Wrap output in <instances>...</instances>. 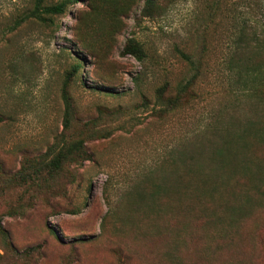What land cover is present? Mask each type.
Segmentation results:
<instances>
[{
    "label": "rangeland",
    "instance_id": "rangeland-1",
    "mask_svg": "<svg viewBox=\"0 0 264 264\" xmlns=\"http://www.w3.org/2000/svg\"><path fill=\"white\" fill-rule=\"evenodd\" d=\"M145 2L116 0V10L113 0H73L40 17L35 0H0V264H264V205L226 243L195 222L177 263L163 256L164 237L118 213L133 186L169 169L176 148L251 114L246 78L229 59L242 29L264 24V0H160L150 14ZM130 38L144 46L142 60L124 53ZM186 55L200 63L193 95L161 112L157 89L173 91L194 72ZM66 98L71 132L95 131L91 158L49 183L31 180L63 132Z\"/></svg>",
    "mask_w": 264,
    "mask_h": 264
},
{
    "label": "trees",
    "instance_id": "trees-1",
    "mask_svg": "<svg viewBox=\"0 0 264 264\" xmlns=\"http://www.w3.org/2000/svg\"><path fill=\"white\" fill-rule=\"evenodd\" d=\"M45 1L35 0L40 17L41 12L63 14L67 5L73 3V0H62L44 6ZM113 2L117 10L116 0ZM128 2L125 0V8ZM161 5L160 0H146L144 11L150 14V9ZM110 6L114 12V6ZM261 27L249 33L242 29L240 44L229 59L239 76L246 78L243 93L250 102L251 114L244 120L234 118V125L213 123L210 129L195 135L197 140L193 147L187 143L176 148L167 159L171 162L169 169L150 172L142 183L125 193L126 211L123 213V209L119 211L120 205L118 207V213L127 221L138 216L136 227L142 233L146 228L143 234L147 236L149 230L150 236L166 239L169 244L163 256L171 263L180 262L179 249L192 236V233L186 234L193 231L195 222L201 224L209 239L226 243L235 238L241 222L264 205V155L261 154L264 149V24ZM124 53L139 60L146 56L144 46L134 38L128 40ZM186 57L194 72L174 86L173 91L169 83L157 89L161 112L181 107L183 101H190L193 95L200 63L191 55ZM74 68H82V65ZM72 111L66 98L63 132L34 164V171L29 175L31 180L49 183L50 175L54 179L65 165L90 160L86 142L95 131L71 132ZM139 216L145 226L139 225ZM0 232L6 234L1 226ZM206 251L210 253L208 243ZM216 251L220 253L223 248L218 245Z\"/></svg>",
    "mask_w": 264,
    "mask_h": 264
}]
</instances>
